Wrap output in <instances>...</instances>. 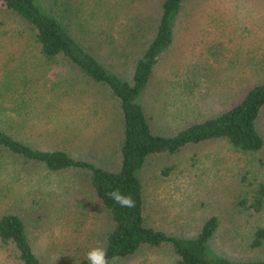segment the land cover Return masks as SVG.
Masks as SVG:
<instances>
[{
    "label": "rangeland",
    "instance_id": "rangeland-1",
    "mask_svg": "<svg viewBox=\"0 0 264 264\" xmlns=\"http://www.w3.org/2000/svg\"><path fill=\"white\" fill-rule=\"evenodd\" d=\"M129 1L132 0H103L96 4L93 0H86L83 9L78 1L77 5L86 17L87 10L108 12L113 17L118 14L103 27L111 41L122 45L127 24H133L134 19L150 24L161 0H144L147 2L134 16L130 12L136 4ZM186 13V22L176 28L174 49L169 48L167 51L172 50L163 55L164 58L162 56L154 69L152 86L136 100L144 108L153 133L164 137L174 136L194 123L218 115L236 92L239 80L241 86L257 81L259 75L254 64L264 63V0H192L185 8ZM92 16L97 18L92 21L98 31L102 26L98 21L103 18H98L100 14ZM18 22L11 13H0V54L3 48L16 52L17 57L26 59L29 70L22 72L17 62L15 68L10 66L6 55H0L1 93L16 86L20 91H38L39 88L40 81L35 80L32 84V79L41 74V64L35 61L37 52ZM92 32L95 34L93 28ZM89 41V47H100L95 39ZM140 48L138 44L128 43L117 50L118 55L101 51L97 57L114 72L109 70L112 74L128 80L132 70L129 61ZM75 77L63 66L51 71L48 78L63 83L57 85L60 92L47 99L56 105L70 106L66 113L73 117L69 122L77 125V139L61 133L65 129L58 118L55 120L57 128L47 126L48 116L43 112V118L34 108L28 116L32 125L26 130L28 143L38 148L51 145L70 147L79 159L117 170L118 107L105 89L72 81ZM71 90L74 91L71 93ZM36 98L45 104L44 97ZM83 105L91 107V118L86 116ZM4 107L10 108L11 104ZM58 113H63L62 109ZM54 119L52 115L51 121ZM259 128L264 134V112ZM259 156L264 162V153ZM22 170L23 183L18 182L21 179L19 174L14 183L11 180L10 186L0 188V191L15 189L19 194L31 191L35 203L17 197L7 208L3 205L0 215L8 211L23 218L34 251L44 264H79L92 248L100 246L105 249L107 233L113 229L111 213L95 202L79 173L49 176L38 167L26 166ZM167 170H170L168 176L164 175ZM245 171L251 176L243 184L239 176ZM255 175L257 178L253 177ZM137 176L144 189L148 221L157 230L172 236L193 238L206 220L217 216L221 223L214 240L217 253L242 259L238 255L240 244H235L232 251L227 241L231 245L235 242L230 241L231 237L241 240L240 236L251 231V226L249 222L246 227L241 226L240 215L234 217L239 222L237 228L227 225L240 210L238 201L247 197L246 191L256 190L257 182L264 183V165L259 161L234 153L226 144L217 142L191 148L172 159L149 158ZM30 177L31 183L28 181ZM249 184L253 185L250 189ZM227 227L231 229L229 234H226ZM161 262L162 253L143 248L134 258L116 260L112 264H163Z\"/></svg>",
    "mask_w": 264,
    "mask_h": 264
},
{
    "label": "trees",
    "instance_id": "trees-1",
    "mask_svg": "<svg viewBox=\"0 0 264 264\" xmlns=\"http://www.w3.org/2000/svg\"><path fill=\"white\" fill-rule=\"evenodd\" d=\"M77 1L82 8L86 0H0V13L8 12L18 19L19 25L27 33V39L37 52L35 61L41 64V74L32 79V84L35 80L40 81L37 84L38 91H20L16 86L13 90L7 88L6 91L0 92V188L9 187L11 180L14 183L19 174L21 179L18 182L23 183L21 173L26 166L41 168L43 173L49 176L79 173L95 202L112 216L113 229L107 233L105 239L109 264L116 260L132 259L143 248L162 253L163 264H264V183L257 182L256 190L250 189L253 185L249 184L247 197L238 201L236 205L240 210L227 225H235L237 228V224L242 222L241 226L246 227V222H249L251 226V231L240 236L241 240L231 237L230 241H235L231 245L226 240L231 250L235 244H240L238 255L242 259H232L227 255L218 254L217 248L214 247V240L221 228L217 216L206 220L198 235L193 238L172 236L152 226L145 212L143 185L137 176L149 158L172 159L191 148L217 142L226 144L234 153L251 157L264 165L259 159V155L264 153V134L259 128V121L264 112V63L254 64L257 71L255 72L259 75L257 81L241 86L239 80L236 92L225 102L224 110L218 115L194 123L174 136L157 135L153 133L144 108L136 100L152 86L156 73L154 69L159 65L162 56L172 50L167 51L169 48L174 49L176 28L186 22L188 13L184 14V11L192 0H161L150 24L137 19H132L133 22L130 20L133 24H127L122 45L111 41L106 28L103 27L111 18L115 20L118 14L113 17L108 12L87 10L86 17L81 13ZM93 1L101 4L103 0ZM144 2L147 1H129L130 4H136L130 15L134 16L139 12ZM99 14L98 18L103 19L98 21L102 26L97 31L92 21L97 18L92 15ZM11 38L12 43L14 36ZM183 38L186 39L185 36ZM90 39L98 41L100 47H89ZM128 43L138 44L142 49L135 51L129 61L132 70L127 80L112 74L109 71L111 69L103 64L97 55L101 51L116 55L117 50ZM2 54L10 60V66L15 68L17 62L21 65L22 72L29 70L26 59L17 57L19 54L16 52L3 48L0 55ZM62 66L66 67L70 74L76 75L72 81L100 86L117 105L120 120L117 170L102 168L94 161L79 159L70 147L51 145L49 148H38L28 143L26 130L32 126L28 116L34 108L43 118L44 113L48 116L47 126L50 124L56 127L55 120L58 118L65 129L61 133L77 139V125L69 122L73 117L71 113H66L70 111V106L59 103L56 105L47 99H52L60 92L57 85L63 83L49 79L48 74ZM73 91L71 90V93ZM36 97H44L45 104ZM8 103L11 107L5 108ZM83 108L88 112H85L86 116L91 118V107L83 105ZM61 109L63 113H58ZM52 115L55 117L54 122L51 121ZM169 173L170 170H167L164 175L168 176ZM240 175L242 176H239V179L243 184L247 183L251 176L247 172ZM253 177L257 178L256 175ZM29 179L30 182L32 178ZM38 179L37 177L36 180ZM30 187L33 188L31 185ZM115 189H119L124 195H130L135 201V207H121L109 199L107 193ZM19 193L15 189L0 191V209L3 205L7 208V205L21 196L25 201L33 202L34 193L31 191ZM237 215L242 216L239 222L234 218ZM228 227L226 234L231 230ZM0 264H44L34 251L25 221L17 213L6 211L0 215ZM79 264H88V261L82 259Z\"/></svg>",
    "mask_w": 264,
    "mask_h": 264
},
{
    "label": "clouds",
    "instance_id": "clouds-1",
    "mask_svg": "<svg viewBox=\"0 0 264 264\" xmlns=\"http://www.w3.org/2000/svg\"><path fill=\"white\" fill-rule=\"evenodd\" d=\"M107 197L115 201L121 207H135V201L132 199V197L130 195L122 194L119 189L108 192ZM85 259L88 261V264H109V258L107 257L106 250L100 246L89 250L85 254Z\"/></svg>",
    "mask_w": 264,
    "mask_h": 264
}]
</instances>
